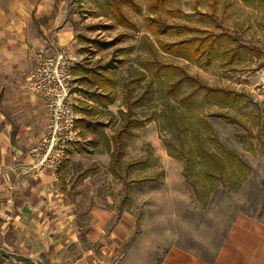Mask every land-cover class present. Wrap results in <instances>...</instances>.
<instances>
[{
    "label": "rangeland",
    "instance_id": "rangeland-1",
    "mask_svg": "<svg viewBox=\"0 0 264 264\" xmlns=\"http://www.w3.org/2000/svg\"><path fill=\"white\" fill-rule=\"evenodd\" d=\"M42 1L46 2L47 6H51L49 7L51 11L48 16L49 21L41 24L46 35L38 33L39 37L47 38L50 41L48 43L55 44V32L66 26L72 32L77 48L72 53L76 58L75 65L83 67L84 70H98L99 66L109 62L115 64L113 75L116 101L107 109L112 115L105 113L92 118L107 125L102 132L109 138L116 128V112L124 108V84L130 82L129 87L134 89L130 95V103H132L137 94L145 90L146 83L151 78L152 70L144 65L154 60L150 50L154 40L145 32L143 26L146 0H132L137 6L136 11L124 7L123 13L129 22L127 24L120 23L111 11V4L117 0H39L38 3ZM206 3L207 0H176L173 7L180 10L181 17L171 21L187 24L199 30L211 33L223 32L231 36L247 48L242 51L241 60L229 68H222L218 57L210 67L199 68L192 62L160 53L156 58L164 63L183 67L188 74L198 77L211 87L233 90L241 95L233 105L222 104L219 99L204 101L200 112H203L202 115L215 130L217 139L224 149L239 157L248 167L246 170L243 169L245 179L240 188L228 191L220 180L208 179L203 175L205 164L203 159H200L202 161L197 162L196 168L191 172V179L196 181L202 192V200L196 196L194 198V193L188 184H185L184 201L180 203L179 199H174L178 187L174 182L183 178L181 175L183 165L180 160L167 155L163 144V140L176 145L178 141L176 132L171 129L169 119L161 113L162 111H166L165 114L172 113L171 110H166V102H169L170 106L175 104L173 98L164 97L158 91L161 87L160 82L170 80L162 75L154 84L156 91L153 94L157 100L155 102L152 100L143 107H131L133 115L137 118L143 120L153 112L158 122L153 121L131 130L132 135L126 142L121 163L117 166V173L123 176L125 166L129 165L126 177L119 178L112 173L110 155L103 148L102 139H99V143L93 147L89 144L92 138L89 134L80 138V142L76 144L77 150L83 148L84 151L75 157H72L71 152L66 158L67 163L64 160L61 167L63 186L71 184L75 178H78L84 171L82 166L90 170L89 180L76 186L78 187L76 190L83 193L79 197L78 208L81 206L89 209L103 208L108 228L119 220H125L123 224L127 226L129 238L125 239L119 248L112 249L111 256H109L111 250L107 245L110 251L107 250L106 257L112 261L126 253L129 242H135L134 247L131 246L130 251H127L132 253L133 262L143 263L145 255L142 253L147 248L153 244L160 245L165 236L168 239V235L163 233L162 224V220L166 219L167 211L174 210L177 206L183 207L181 205H184L191 214V217L188 215L186 217L188 225L184 239L201 241L203 244L200 247L204 252L206 251L204 247L208 243L223 240L229 234L227 229L237 213L255 207L257 201L264 196V0H218L217 11L211 16V20L200 16L203 13L209 14ZM36 18L38 22L44 20L43 16ZM116 38L122 39L112 48L104 50L89 43L90 40L102 43L113 42ZM228 46L235 47V44L229 42ZM118 49H123V52H115ZM34 50L32 47V51ZM257 51H260L259 56H256ZM116 60L122 63L116 64ZM141 72L146 74V79L135 85L133 82ZM30 73L32 69L26 75ZM5 79L0 76V90L5 85ZM73 102L77 103L76 99ZM179 110L184 112L185 122H189L191 114L199 112V109H190L188 106H179ZM217 111L225 112L238 120L241 125L227 124L221 119L209 117L211 112ZM190 133V130H187L181 134L184 136L185 151L190 148L196 149ZM227 160L225 162L222 160L223 165L235 168L234 160L231 157ZM69 163L78 165L71 169ZM211 169L214 170L213 166ZM226 174L228 176L226 183L229 185L235 181V176L228 169ZM64 179L69 182L66 183ZM166 180L170 185L163 189L162 185ZM168 187H173L175 191L169 190ZM163 195H172L173 199H170V196L162 197ZM149 212L150 218H147ZM197 216L200 225L194 223V219H198ZM195 248L197 247L191 249L198 250ZM15 262L13 264H18L17 260Z\"/></svg>",
    "mask_w": 264,
    "mask_h": 264
},
{
    "label": "crops",
    "instance_id": "crops-1",
    "mask_svg": "<svg viewBox=\"0 0 264 264\" xmlns=\"http://www.w3.org/2000/svg\"><path fill=\"white\" fill-rule=\"evenodd\" d=\"M38 2L0 0V76L6 78L0 90V264L16 260L18 264H264V196L255 207L237 213L227 229L229 234L208 243L204 252L201 241L184 239L186 217L191 214L181 205L167 211L162 224L168 239L165 236L160 245L147 248L142 253L143 263L133 262L132 253L127 251L135 242L128 243L126 253L119 259L106 257L107 250H111V256L112 249L129 238V231L124 219L108 228L103 208L77 207L83 193L76 186L86 183L90 173L85 177L81 173L71 184L64 179L68 184L63 186V163L56 171L47 170L43 175L32 169L30 152L44 137L47 114L43 101L26 93L31 74L26 73L34 70L40 49L48 54L66 50L75 60L72 53L77 50L66 26L55 32V44L37 35H46L41 24L49 21L51 11L46 2ZM40 16L44 17L42 22L37 21ZM74 99L75 106L81 102L92 104L78 93H74ZM110 106L98 105L103 112ZM77 147L69 151L72 157L80 154ZM76 165L69 163L71 169ZM175 181L178 187L174 199L181 203L186 183L183 178ZM169 185L166 180L162 187ZM168 189L175 191L173 187ZM197 217L194 223L200 225ZM194 247L198 250L191 249Z\"/></svg>",
    "mask_w": 264,
    "mask_h": 264
},
{
    "label": "trees",
    "instance_id": "trees-1",
    "mask_svg": "<svg viewBox=\"0 0 264 264\" xmlns=\"http://www.w3.org/2000/svg\"><path fill=\"white\" fill-rule=\"evenodd\" d=\"M176 0H146V12L143 17V26L145 32L153 37L154 43L150 46V50L154 55L152 62H146L144 65L150 70L151 78L146 83V88L141 93L137 94L133 102L131 101V94L134 90L129 87V83L124 84L125 92L123 98V109L116 112L117 124L112 132L111 137H107L102 131L106 124H101L92 120L96 115H102L109 111L103 112L99 107L106 108L116 101V91L114 89L115 78L113 70L115 64L109 62L105 65L99 66L98 70H84L83 67L75 65L72 69L73 83L77 87L73 88L74 93L84 96L92 104L81 102L75 107V112L80 118L76 120V128L79 131V137L84 138L88 134L92 136L89 144L93 147L102 139V146L106 153L110 155V169L112 173L116 174L119 178L126 177L128 174V166L124 168V175L117 173V166L121 163V157L124 154V148L127 140L132 135L131 130L134 128L143 127L145 124L151 122H158L153 112L147 118H137L133 115L132 106H146L150 101L157 100L154 97V84L159 77L163 75L169 81L160 82L161 95L168 98H173L174 105H169L166 102V110L172 113L165 114L164 117L169 119V124L174 133L177 135V145L173 142L163 140V144L167 150V155L173 159L182 162V176L185 183L188 184L194 196L202 200L201 191L199 190L196 181L192 180V174L196 163L202 161L205 164L203 175L208 179L220 180L225 189L237 190L240 188L242 181L245 179L243 169H248L245 163L233 153L226 151L219 143L217 135L213 127L206 121L205 117L200 112L202 103L209 99H219L222 104L233 105L241 95L228 89H217L209 86L207 83L202 82L198 77L188 74L183 67L177 66L172 63H164L156 57L158 53L161 55L170 56L171 58L184 59L192 62L199 68H208L216 60L220 58L219 65L222 68H229L237 61L241 60V53L246 50L243 44H240L235 39L227 34L211 33L206 30H199L196 27H190L187 24L173 22L171 20H178L181 17L180 10L173 7ZM207 8L209 14H200L201 17L211 20V16L215 15L218 6V0H207ZM131 10H137V6L132 0H117L114 1L110 8L113 14L120 23H129L123 13L124 7ZM186 15V14H185ZM170 19V20H169ZM205 31V32H203ZM122 38H116L113 42L102 43L96 40H90L89 43L101 49H109L121 41ZM229 42L234 43L235 47H229ZM115 52L122 53L123 49L115 50ZM260 51H257L256 56H259ZM114 61V60H112ZM122 61L116 60V64H121ZM138 78L133 82L138 85L142 80L146 79V74L141 72ZM132 83V82H131ZM180 107L188 106L190 109H199L198 113L191 114V119L184 121V112L179 110ZM136 117V118H135ZM209 117L217 118L225 121L227 124L241 125V123L225 112H211ZM184 121L181 123L180 121ZM190 130L191 140L195 143L196 149H184V136L181 134L184 131ZM264 132V130H263ZM175 135V134H174ZM100 137V138H99ZM84 149H78L77 152L81 153ZM70 152H68V155ZM231 157L234 160L235 168L232 166L223 165V162L228 161ZM222 160H224L222 162ZM213 166V169H211ZM233 172L235 181L227 185L228 176L226 170ZM89 169L82 172L85 177L89 173ZM219 177V178H218ZM205 185V184H204ZM211 185V184H209ZM207 187V185H205ZM208 193H211L210 186Z\"/></svg>",
    "mask_w": 264,
    "mask_h": 264
},
{
    "label": "built area",
    "instance_id": "built-area-1",
    "mask_svg": "<svg viewBox=\"0 0 264 264\" xmlns=\"http://www.w3.org/2000/svg\"><path fill=\"white\" fill-rule=\"evenodd\" d=\"M76 60L65 50L48 54L38 50L36 65L27 78L26 91L43 101L47 114L44 137L31 149L37 175L56 171L68 152L80 142L76 128L72 69Z\"/></svg>",
    "mask_w": 264,
    "mask_h": 264
}]
</instances>
